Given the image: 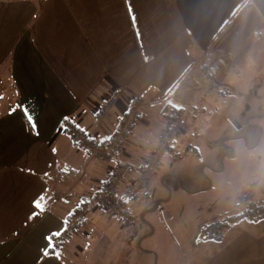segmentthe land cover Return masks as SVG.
I'll return each instance as SVG.
<instances>
[{
    "label": "crops",
    "instance_id": "crops-1",
    "mask_svg": "<svg viewBox=\"0 0 264 264\" xmlns=\"http://www.w3.org/2000/svg\"><path fill=\"white\" fill-rule=\"evenodd\" d=\"M262 31L264 0H0V94L10 84L9 94L15 97L0 105V264L158 260L150 243L141 247L130 240L126 248L113 243L123 236L116 217L123 224L130 217L115 214L126 211L118 193L128 192L142 168L141 159H126L124 147L116 158L135 170L114 191L115 211L92 212L88 225L79 224L60 248L48 249L45 237L64 228L113 167L78 148L61 120L70 117L91 138L105 141L133 96L145 105L167 103L178 82L183 86L217 55L227 56L228 66L246 57L257 65ZM113 90L120 95L99 122L95 112ZM56 194L69 196L56 199ZM41 195L43 211L30 219L37 211L33 201ZM69 202L73 205L67 208ZM96 220L103 222L98 245L97 231L90 230ZM246 228L228 242L206 239L219 244L212 243L214 253L200 264H234L236 249L244 243L261 251L262 264L264 232ZM144 236L149 238L147 228ZM128 248L131 253H125ZM238 264H249L247 252Z\"/></svg>",
    "mask_w": 264,
    "mask_h": 264
},
{
    "label": "rangeland",
    "instance_id": "rangeland-1",
    "mask_svg": "<svg viewBox=\"0 0 264 264\" xmlns=\"http://www.w3.org/2000/svg\"><path fill=\"white\" fill-rule=\"evenodd\" d=\"M178 85L179 82L167 107L158 102L146 105L123 146L126 159L131 162L152 155L157 160L153 169L144 167L148 172L152 170L145 183L133 186L126 194L118 193L130 217L125 225L120 216L116 217L123 236L113 243H120L123 248L128 247L126 241L130 240L141 247H150V243L159 252V258L149 264L202 263L214 253L216 246L212 243L219 244L199 240L208 226L243 210L251 201L264 205V41L262 60L257 65L247 57L239 58L235 65L221 67L213 78L200 66L183 86ZM2 89L7 93L0 94V105L13 102L15 97L9 94L11 85ZM180 105L186 107L185 124L177 127L173 120L167 124L166 114ZM166 125H175L176 132L160 143ZM7 135L9 138L12 133ZM66 205L70 208L73 202ZM107 209L100 204L83 209V227L90 223L92 212L105 214ZM148 221L152 223L149 225ZM257 223L241 219L227 233L225 230L222 238L231 241L246 227L261 229L263 233L264 220ZM145 228L149 238L144 236ZM102 229L103 222L97 220L90 229L93 234L97 231V245L103 240L99 233ZM236 252L239 258L234 264L239 263L244 252L248 253L249 264L261 261V251L251 245L241 244ZM125 253H131V249H125Z\"/></svg>",
    "mask_w": 264,
    "mask_h": 264
},
{
    "label": "trees",
    "instance_id": "trees-1",
    "mask_svg": "<svg viewBox=\"0 0 264 264\" xmlns=\"http://www.w3.org/2000/svg\"><path fill=\"white\" fill-rule=\"evenodd\" d=\"M223 56L226 57L228 60L227 56H225V55H223ZM203 61H205V60L204 59L200 60L198 64L202 63ZM212 61H213V59L210 62H208L206 65L201 66L203 72L207 76H210L211 78L215 77L218 74L217 73L215 76H211L208 72V67L210 66ZM229 63L230 62L228 60L227 64L224 66H221V67L228 66ZM116 91H118V90H116ZM119 95H120V93H119ZM108 96L104 99V101L100 104V106L98 107V109L95 112L96 119L99 122L102 121L105 117H107L112 106L115 103V102L111 103L110 107L105 112H103V114L100 116L99 115V113L101 111L100 109L106 103ZM131 99L128 102V108H127L126 112L121 115V118L118 121L113 134L110 136V138H108L105 141H97V140H94L93 138H91L88 134L85 133L84 130L77 127V125L73 122L72 119H70V117L63 118L61 120V123H60L62 129L70 134L71 138L76 143L77 147L84 150L85 152H88L89 156H91V158H93L95 161L113 162V167H111V169L108 173V177H106L103 186L95 192V193H100L103 190V188L110 186L112 188V193L110 195L112 205L116 204L115 198H114V191L116 190V188L121 183H123L129 177L130 173L135 170V167L131 163L124 161V160H121V159H117L116 155H119L122 152L124 143L126 142L129 134L131 133L135 123L138 121L139 117L141 116L143 109L146 107V105L143 103V101L141 99H139L140 100L139 104L141 106L140 114H139L138 118L133 123L128 125V130L126 131V134L124 135L122 142L119 145L118 150L113 151L111 155H107L104 152H101L98 155H96L94 153L92 145L97 144V145H101V146H107V145L110 146V144L114 140V137H115L114 135L118 132L120 125H122V122L125 119V115L130 110ZM166 107H167V103H166ZM185 109H186V107H183L182 105H180L175 109L174 112L167 113L166 114L167 119H168L167 124H170L172 122V120L175 123L177 122V127H181L183 124H185V122H186V119L184 117ZM192 111H194V109ZM122 127H123V125H122ZM175 132H176V126L175 125H170L169 127L167 126L165 128V132L162 133V135L160 136V143H165L167 141V137H169L170 135H172ZM152 156H150L149 158H146V159L144 158V160L142 161V168L140 169V171L138 173L139 175L136 179L130 181L128 191H130L133 188V186L145 183V181H147L148 177L152 174V170L150 172H148L149 169L144 168L147 165L149 168L152 167V169H153V164L155 163L154 160H157V159H156V157H152ZM119 172H122V174ZM95 193H93L92 195H94ZM73 194L74 193H71V195H73ZM92 195L86 196L85 198H83L80 206L74 210V212L71 214V216L68 220H70L74 216L73 214L75 212L83 211V209H87L88 206L92 204V202H93V198H92L93 196ZM56 196H57V198L55 197L56 199H61V198H65V197L67 198L69 195L68 194H66V195L65 194H63V195H59V194L57 195L56 194ZM262 203L259 201H251L250 203H248L246 205V207L243 210H241L237 213L234 212L231 215H229L228 217L224 218L223 220H220L219 222H215L214 224L208 226L207 227V233L202 238L200 237L199 240H206V239H210V238L215 239V240H221L223 232L225 230H227L228 228H230L233 224H235L236 222H238L241 219H246L248 221L255 222V223L261 222L262 220H264V205ZM105 209H107V208H105ZM108 209L115 211L116 208L110 207ZM116 212H115V214H118V215L122 214L121 217H124V218L128 217L127 211L123 210V211H120L119 213H116ZM65 239L60 243L58 248H60L62 243L65 241ZM58 248H51L50 251H54Z\"/></svg>",
    "mask_w": 264,
    "mask_h": 264
},
{
    "label": "built area",
    "instance_id": "built-area-1",
    "mask_svg": "<svg viewBox=\"0 0 264 264\" xmlns=\"http://www.w3.org/2000/svg\"><path fill=\"white\" fill-rule=\"evenodd\" d=\"M228 62L227 58L223 55H218L215 57L208 67V72L211 76H215L220 67L226 65ZM119 96V92L114 90L107 98L106 103L101 107V111L99 115L101 116L103 112H105L109 107L110 104L115 102L116 98ZM140 98L138 96H133L131 99V107L129 112L125 115V119L122 122V125H120V128L118 132L114 135V140L110 144V146H101L97 144H93L92 148L94 150V153L98 155L101 152H104L107 155H111L113 151H116L119 149V145L122 142V139L124 135L126 134V131L128 130V125L133 123L140 114L141 106L139 104ZM80 137V136H79ZM114 149V150H113ZM122 174V172H119ZM112 193V188L110 186H107L106 188H103V190L100 193H95L92 195L93 202L88 207L92 206L93 204H100L104 208H110L112 205V201L110 199V195ZM74 216L67 222V224L64 226L63 229H61L59 236H54L52 238V243L54 245V248H58L60 243L70 234L73 232L77 226L86 220L84 211H78L73 214Z\"/></svg>",
    "mask_w": 264,
    "mask_h": 264
},
{
    "label": "snow or ice",
    "instance_id": "snow-or-ice-1",
    "mask_svg": "<svg viewBox=\"0 0 264 264\" xmlns=\"http://www.w3.org/2000/svg\"><path fill=\"white\" fill-rule=\"evenodd\" d=\"M25 113L27 115V110L26 109H25ZM28 119L31 122L32 118H31L30 115L28 116ZM43 200H44V196L41 195V196H39L38 199H36V200L33 201V207L35 209H37V211H35V212H33L31 214V216L29 217L30 219L35 218L37 215H39L40 211H43V205L41 203V201H43ZM59 235H60V232H52L49 236L45 237V239L48 240V249L54 248V245L52 243V237L59 236ZM48 249H45L44 250V255H48Z\"/></svg>",
    "mask_w": 264,
    "mask_h": 264
}]
</instances>
